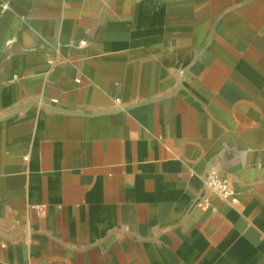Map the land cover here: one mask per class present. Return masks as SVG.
<instances>
[{
	"label": "crops",
	"instance_id": "1",
	"mask_svg": "<svg viewBox=\"0 0 264 264\" xmlns=\"http://www.w3.org/2000/svg\"><path fill=\"white\" fill-rule=\"evenodd\" d=\"M0 264H264V0H0Z\"/></svg>",
	"mask_w": 264,
	"mask_h": 264
},
{
	"label": "built area",
	"instance_id": "2",
	"mask_svg": "<svg viewBox=\"0 0 264 264\" xmlns=\"http://www.w3.org/2000/svg\"><path fill=\"white\" fill-rule=\"evenodd\" d=\"M85 44V42H81L79 46H84ZM204 185L207 190L225 202L231 204H237L239 202L237 193L232 188L228 179L223 177L220 171L215 167L210 168L207 172ZM209 202V198H205L202 202H200L199 207H205L209 204ZM43 208L44 207H36V209L40 211H42Z\"/></svg>",
	"mask_w": 264,
	"mask_h": 264
}]
</instances>
